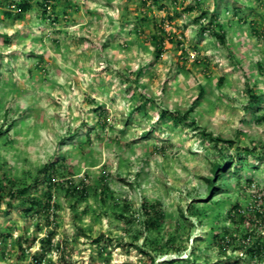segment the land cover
Instances as JSON below:
<instances>
[{"label": "rangeland", "instance_id": "374dc122", "mask_svg": "<svg viewBox=\"0 0 264 264\" xmlns=\"http://www.w3.org/2000/svg\"><path fill=\"white\" fill-rule=\"evenodd\" d=\"M42 1L0 0V264H264L247 252L264 241V0H71L68 16L48 0L50 19ZM221 151L233 167L210 195Z\"/></svg>", "mask_w": 264, "mask_h": 264}, {"label": "trees", "instance_id": "16d2710c", "mask_svg": "<svg viewBox=\"0 0 264 264\" xmlns=\"http://www.w3.org/2000/svg\"><path fill=\"white\" fill-rule=\"evenodd\" d=\"M161 0H140V2L146 6L147 3H150V5H158L160 3ZM175 1V4H177L178 0H173ZM11 2V6L14 8V10L18 13L21 14H26L32 11V9L34 8L33 5V0H10ZM66 3H64V12H63V16L67 15L69 13V8H71L70 3L71 0H66ZM257 2H260V0H257ZM39 7L42 11V17H44L45 19H50V14L52 13V10L54 8L53 3H51L48 0H44L42 2H40ZM189 11H194V9L192 7L188 8ZM9 18L12 17V14H6ZM216 14L212 15V21L210 23V25H213L216 21L215 19L217 18V16H215ZM55 18L53 19V22H57L58 19L60 18V14H55L54 16ZM172 20L171 17H169V19L165 20L164 23L170 22ZM242 23L246 24L249 23L252 25V31L254 33V35L260 36L262 35V31L261 29H263L262 27H253V22L250 21L248 22L246 20V18H242ZM219 25V24H218ZM157 32L155 33V35L151 36V42H153L154 44V48H155V53H156V57L157 59L161 57L163 51H164V47H165V41H172V39L170 37L167 36V32L165 30V28L163 26H160L159 28L157 27ZM205 30H201V33L204 34ZM139 33V32H138ZM217 37V39H219L223 44L226 41L225 38V34H217L214 33ZM178 48L181 46V42H177ZM182 53L184 56H188V53L185 50H182ZM262 72L264 73V69L262 68ZM222 81V80H221ZM203 92L200 94V96L198 97V99L195 101V105H197L200 101V99L202 98ZM250 104L251 105H258L260 102V99L262 98L260 95L257 94H252L250 96ZM193 110H191L192 112ZM190 112V113H191ZM106 113H100V117L105 116ZM163 118L167 117V113H163L162 116ZM204 136L208 137L209 139H211L213 142H223L225 143V141L223 139H221L220 137H214L212 133H204ZM91 141V140H89ZM229 143V142H226ZM233 167V159L231 156L225 154L223 151L220 152V156L218 160H215L212 164L211 167V173L213 175V179H209V193L210 195H213L214 192V188L218 187L215 186V184H219L222 177L228 172L230 171V169ZM58 165L56 164H51L49 166L46 167L45 169V176L48 179H51V177L57 173L58 171ZM70 191V190H69ZM216 191V190H215ZM29 192V188L28 189H24L20 192V194H22L23 196L26 195ZM76 191H72L71 193H73L74 195H76L75 193ZM47 196V202L44 204V206L41 204V202H34V205L38 206L39 208L43 209L45 213L50 212V210L52 209V195L50 193L46 194ZM82 196L85 197L87 196V190L86 188L82 189ZM38 208V209H39ZM147 221L145 222V227L149 230H157L159 229L164 220H165V214L162 212L161 210V206L160 204H152V205H147V204H143V208H142ZM239 206L235 205L234 206V211H235V215L240 216V221L241 222H245V217L241 214H239ZM31 210H28L27 212H30ZM235 217V216H233ZM232 217V219H233ZM255 217L257 218L256 221V226L259 227V223L264 222V213H256ZM234 220V219H233ZM254 234H249V236H246L245 239L248 241H251V238L253 237ZM50 239V237L48 238ZM216 240H219V236H215ZM51 240H42V246L45 247V245L47 243H50ZM97 243H99V241H97ZM247 252L253 257V258H257V257H263L264 256V241L262 240H257L256 242L252 243L249 245V248L247 250ZM178 253H181V251H178ZM34 260L39 263L38 259ZM154 263V259L152 258L151 264Z\"/></svg>", "mask_w": 264, "mask_h": 264}, {"label": "built area", "instance_id": "2783aa9c", "mask_svg": "<svg viewBox=\"0 0 264 264\" xmlns=\"http://www.w3.org/2000/svg\"><path fill=\"white\" fill-rule=\"evenodd\" d=\"M32 264H49L46 259L40 260L39 263H37L35 260Z\"/></svg>", "mask_w": 264, "mask_h": 264}]
</instances>
